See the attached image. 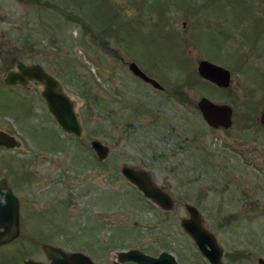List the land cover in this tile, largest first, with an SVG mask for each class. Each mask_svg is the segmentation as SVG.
Instances as JSON below:
<instances>
[{
  "label": "rangeland",
  "instance_id": "obj_1",
  "mask_svg": "<svg viewBox=\"0 0 264 264\" xmlns=\"http://www.w3.org/2000/svg\"><path fill=\"white\" fill-rule=\"evenodd\" d=\"M201 60L230 70V86L202 78ZM18 61L40 64L81 100L82 137L60 128L39 87L4 83ZM203 97L233 108L231 127L207 124ZM263 107L264 0H0V130L19 143L0 146V178L21 223L0 264L44 257L35 237L96 264H134L119 260L129 249L204 264L179 224L185 203L207 221L233 215L221 229L210 221L227 264H264ZM94 139L110 149L103 161ZM124 165L148 171L180 204L164 211L145 200Z\"/></svg>",
  "mask_w": 264,
  "mask_h": 264
},
{
  "label": "water",
  "instance_id": "obj_2",
  "mask_svg": "<svg viewBox=\"0 0 264 264\" xmlns=\"http://www.w3.org/2000/svg\"><path fill=\"white\" fill-rule=\"evenodd\" d=\"M130 70L134 75L146 82L152 83L156 88L163 86L143 71L136 62H131ZM198 72L202 78L216 84L220 88H227L231 83L230 70L208 60H201ZM9 86L33 84L40 88L41 96L45 100L48 110L58 125L67 134L82 137L84 127L77 106L81 100L72 97L65 90L61 81L47 72L40 64H26L18 61L16 67L9 70L4 78ZM204 120L214 128H229L233 124V108L227 103H217L203 97L198 103ZM261 123L264 124V108L261 114ZM0 145L14 148L19 145L9 133L0 130ZM91 148L103 161L109 154V147L99 139L91 141ZM123 176L135 185L145 197L158 203L165 209H171L173 203L167 192L153 180L152 175L144 170L129 165L122 167ZM189 218L183 219L184 230L194 239L201 252L209 258L212 264H226L223 262L222 248L217 246L215 236L203 225L201 212L191 204L187 205ZM21 232L20 201L15 195L7 179L0 178V246L18 238ZM211 246L212 250L208 248ZM219 253H218V249ZM43 249L53 260L52 264H96L90 256L82 252H66L60 247L44 244ZM214 250V251H213ZM120 262L135 261L139 264H178L170 253L164 252L159 257L143 253L139 249H129L119 253ZM263 263V260L260 259ZM24 264H41L35 260H27Z\"/></svg>",
  "mask_w": 264,
  "mask_h": 264
},
{
  "label": "flooded vegetation",
  "instance_id": "obj_3",
  "mask_svg": "<svg viewBox=\"0 0 264 264\" xmlns=\"http://www.w3.org/2000/svg\"><path fill=\"white\" fill-rule=\"evenodd\" d=\"M136 76V75H135ZM138 77V76H137ZM139 78V77H138ZM141 79V78H140ZM141 80H143V79H141ZM144 81V80H143ZM147 85H149V86H152V87H154V88H156L155 86H153V84L152 83H149V82H146V81H144ZM163 86V85H162ZM156 89H158V90H163L164 89V87L163 88H156ZM137 168V167H136ZM132 184V183H131ZM135 186V185H134ZM163 190H165L166 192H167V194H168V196H170V198H171V203H173V207L171 208V209H165V208H163L161 205H159L158 203H156V202H154V201H152L151 199H149V198H147V197H145V195L140 191V194L145 198V200H149L150 202H151V204H153V205H155V206H157L158 208H161L162 210H164V211H172L173 209L175 210L176 208V205H178V204H180V201H179V198L178 197H175L174 195H172L168 190H166L165 189V187L164 186H160ZM188 204H190V203H185L183 206H184V209H185V211L187 212V214H188V216H186V217H183V218H181L180 219V227L182 228V230H183V232H184V235L192 242V247H194V248H196V251L199 253V255H201L203 258H204V264H212L211 263V261L209 260V258L208 257H206L202 252H201V250L199 249V246L195 243V241H194V239L184 230V228H183V226H182V221H183V219H186V218H189V212H188V209H187V205ZM208 209H210V208H208ZM200 211H201V209H200ZM213 211V210H212ZM212 211L211 210H209V212H210V214L212 215L213 213H212ZM202 212V211H201ZM224 212H225V210H224ZM222 210H221V212H220V214H219V217H216V215H217V213L215 214L214 213V215H215V217L216 218H210L209 220L210 221H219V223H218V228L219 229H221V228H223L225 225H229V224H231L232 222H234L235 221V219L234 218H232L231 217V215L232 214H226V213H224ZM233 216V215H232ZM201 217H202V215H201ZM213 219V220H212ZM202 222H203V225L209 230V232H211L212 234H213V236H215L214 238H216V241H217V246L218 247H221L222 248V254H223V257H222V260H223V262L224 263H226L225 261V259H226V255H227V252H226V250H225V247L223 246V243H224V237H223V235H222V231L221 230H218L217 229V227H215L214 229H213V227H212V222H210V221H207V219L205 220L204 218H202ZM233 220V221H232ZM227 225V226H228ZM21 234V233H20ZM231 239V238H230ZM32 242H34V245H36V246H38L40 249H42V251H43V253H44V257H39V259H33V258H29V259H31V260H35V261H37V262H40L41 264H52V262H53V260L46 254V252H45V250L43 249V246H44V244H50V245H53V244H51V243H46L45 241H43V240H41V239H39V238H37V237H35V238H32ZM53 246H55V247H60V246H57V245H53ZM61 248V247H60ZM208 248L210 249V250H212V248H211V246L210 245H208ZM218 249V248H217ZM163 251H166V250H163ZM162 251V252H163ZM214 251V250H213ZM162 252H160L159 254H157V255H155V256H159ZM168 252V251H167ZM171 253V252H170ZM218 253H219V249H218ZM172 254V253H171ZM241 251H235L234 252V254H233V258H235V259H240L241 257ZM173 255V254H172ZM154 256V255H153ZM174 256V255H173ZM175 257V259L177 260V263L178 264H181V262H180V260H179V258H178V256H177V254H176V256H174ZM93 260V259H92ZM128 263H134V264H139V263H137V262H135V261H127ZM24 263H25V261H24ZM23 263V264H24ZM195 264H197V263H195ZM199 264V263H198ZM227 264V263H226ZM228 264H231V262H228Z\"/></svg>",
  "mask_w": 264,
  "mask_h": 264
},
{
  "label": "trees",
  "instance_id": "obj_4",
  "mask_svg": "<svg viewBox=\"0 0 264 264\" xmlns=\"http://www.w3.org/2000/svg\"><path fill=\"white\" fill-rule=\"evenodd\" d=\"M76 19V18H75ZM77 20V19H76ZM79 21V20H78ZM198 78H200L199 76H198Z\"/></svg>",
  "mask_w": 264,
  "mask_h": 264
}]
</instances>
